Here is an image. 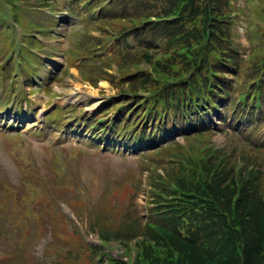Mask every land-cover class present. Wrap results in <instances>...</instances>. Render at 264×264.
I'll use <instances>...</instances> for the list:
<instances>
[{"label":"trees","instance_id":"trees-1","mask_svg":"<svg viewBox=\"0 0 264 264\" xmlns=\"http://www.w3.org/2000/svg\"><path fill=\"white\" fill-rule=\"evenodd\" d=\"M40 1L56 6L54 0ZM106 1L72 0L68 5L72 15L83 17L87 26L104 36H111L104 28L110 26L117 36L114 60L123 69L134 65L138 72L128 71L118 81L117 85L127 87L124 100L107 104L99 116L102 120L88 123L87 131L113 133L112 141L142 142L153 150L142 154L141 162L167 164L168 182L159 175L152 179L150 195L155 203L146 217L133 204L134 211L122 216L116 231L103 230L102 239H118L128 247L129 240L140 238L135 264H264L263 20L250 17L248 4L245 19L254 30L251 50L244 57L233 40L236 21L230 17L229 0H110L100 8ZM10 8L23 29L18 18L22 14ZM96 8L100 9L97 21ZM258 10L264 18V5ZM171 16L174 18L169 19ZM130 35L134 47L128 46ZM32 45H36L34 40ZM100 45V40L83 33L77 49L91 58L84 56L86 72L107 76L102 67L108 66L111 56L98 57ZM141 63L147 68H141ZM11 66H7L4 77L12 86L16 81L10 77ZM234 73L237 83L229 85L227 76ZM105 78L113 79L109 75ZM141 91L149 93L148 97H142ZM10 97L8 94L1 105ZM261 105L263 110L256 116ZM216 107H222L223 114L230 117L231 127L242 125L237 129L241 140L219 153L205 155L193 149L189 155L175 140L163 144L162 136L168 138L177 130L186 141L202 136V128L210 132V126L199 116L206 108ZM111 111L115 115L107 120ZM171 145L178 149L174 155L169 151ZM140 191H144L142 186L133 193V200ZM67 222L76 233L74 225ZM63 252V259L75 263L88 252L89 264H124L101 247L83 242L65 247Z\"/></svg>","mask_w":264,"mask_h":264},{"label":"rangeland","instance_id":"rangeland-1","mask_svg":"<svg viewBox=\"0 0 264 264\" xmlns=\"http://www.w3.org/2000/svg\"><path fill=\"white\" fill-rule=\"evenodd\" d=\"M54 1L56 7L51 1L46 5L53 14L49 11L23 17L18 14L24 33L39 35L37 28L45 31L53 29L48 36L52 41L47 44L49 54H52L49 61H45V66H40L35 72L34 83H28L29 76L25 71L21 72L22 85L14 82V87H10V80L0 82V102L8 97L10 88V96L15 90L17 94L10 97L12 104L8 107L16 115L0 114V264H37L38 260L34 257L39 259L38 262H43L42 250L46 241L43 253L50 249L45 256L47 264H89L88 252H83L75 263L69 258H62L63 248H73L87 240L89 222L98 233H102L108 226L117 229L118 220L127 212L134 211V206L146 217V191L138 192L135 200L133 193L139 186L144 188L150 185L158 175L168 182L167 164L141 162V155L152 153L150 150L153 149L144 148L142 143L137 142L134 147L133 143L122 138L112 141L113 133L104 135L99 130L87 131L88 123L97 120L106 111L107 104L115 100L121 102L125 98L122 94L125 93L124 89L127 91V87L117 85L120 76L115 77L117 74L113 70L116 65L123 76L128 75V71L136 73L138 70L133 68L134 65L121 68L119 61L114 60L116 41L94 37L100 35L95 30L90 36L103 43L97 46L101 50L98 57L104 59L111 56L107 61L113 62L111 67L108 64L102 70L107 76L111 74L109 76L113 79L111 81L105 78L107 76L86 72L82 63L88 54L78 50L77 44L83 33L88 34L89 26L83 17L72 15L67 7L71 0ZM250 1L229 0L232 7L230 17L236 21L233 40L244 57L251 50L254 30L253 25L247 26L245 19L249 11L248 4L250 17L264 22L258 10L264 2L257 0L252 4ZM61 2L72 16L67 15ZM7 3L12 6L11 1ZM31 20L34 21L31 23ZM36 24H40V27ZM8 35L7 31L0 32V56L3 54L0 57V69L8 50ZM131 39L130 36L128 42L132 45ZM28 71L34 72L31 68ZM13 72L12 65L10 76ZM235 73L227 76L229 85L237 83ZM88 78L92 81H88ZM77 86L81 90L76 89ZM17 113L21 114V118ZM202 113L199 120L210 126L211 134L202 128L204 135L190 137L187 142L189 148H192L191 143L198 146L201 142H209L219 148L228 147L241 140L237 129L242 125L231 127L230 117L223 114L221 107L214 110L206 108ZM114 115L111 111L107 120ZM246 124L243 121V125ZM97 133L99 138L94 137ZM163 137V144L175 140L185 145L181 134L177 132L168 138ZM106 143H110L111 148H106ZM169 151L174 155L178 149L171 145ZM141 172L143 175L140 178ZM62 203L72 207L76 214L73 221L78 225L84 240L79 233L73 232L67 220L58 213ZM38 236L42 238L33 244ZM40 243L42 245L38 251ZM123 246L131 250L130 245ZM103 251L111 256L117 255L125 262L132 255L130 251L125 256L127 252L124 253L115 243L109 244Z\"/></svg>","mask_w":264,"mask_h":264},{"label":"bare ground","instance_id":"bare-ground-1","mask_svg":"<svg viewBox=\"0 0 264 264\" xmlns=\"http://www.w3.org/2000/svg\"><path fill=\"white\" fill-rule=\"evenodd\" d=\"M248 39H249V38H248ZM78 87H79V86H77V88H76V89H78ZM78 90H81V89H78Z\"/></svg>","mask_w":264,"mask_h":264}]
</instances>
